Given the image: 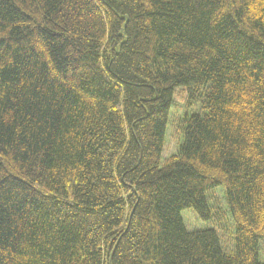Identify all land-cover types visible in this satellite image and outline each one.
Segmentation results:
<instances>
[{"label":"trees","instance_id":"trees-1","mask_svg":"<svg viewBox=\"0 0 264 264\" xmlns=\"http://www.w3.org/2000/svg\"><path fill=\"white\" fill-rule=\"evenodd\" d=\"M220 189L231 251L182 217L211 222ZM262 243L264 0H0V264H264Z\"/></svg>","mask_w":264,"mask_h":264},{"label":"rangeland","instance_id":"rangeland-1","mask_svg":"<svg viewBox=\"0 0 264 264\" xmlns=\"http://www.w3.org/2000/svg\"><path fill=\"white\" fill-rule=\"evenodd\" d=\"M185 101V96L181 92H178L175 96V105L170 116L163 152V162L167 161L170 157L177 153L180 144L179 125L183 115H185L187 111ZM208 200L213 208L214 219L209 223L199 221L195 215H193V213L188 210L182 213L186 228L190 232L194 230H216L225 250L231 251L233 247L232 222L229 214L227 213L228 210L225 203L223 190L220 189L214 191L208 195ZM260 256L262 259L264 258V243L260 245Z\"/></svg>","mask_w":264,"mask_h":264}]
</instances>
